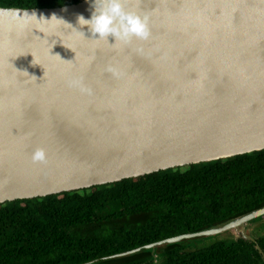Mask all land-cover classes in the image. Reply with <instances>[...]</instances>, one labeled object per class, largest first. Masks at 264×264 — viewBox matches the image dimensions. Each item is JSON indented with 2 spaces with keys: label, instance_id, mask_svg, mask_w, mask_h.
I'll list each match as a JSON object with an SVG mask.
<instances>
[{
  "label": "water",
  "instance_id": "1",
  "mask_svg": "<svg viewBox=\"0 0 264 264\" xmlns=\"http://www.w3.org/2000/svg\"><path fill=\"white\" fill-rule=\"evenodd\" d=\"M127 6L148 13L150 25L148 38L130 45L68 24L80 27L89 0L0 6V203L264 149V0ZM80 77L90 93L69 86ZM36 149L43 161L33 160ZM263 215L264 207L143 247L237 228L256 241L247 224Z\"/></svg>",
  "mask_w": 264,
  "mask_h": 264
},
{
  "label": "trees",
  "instance_id": "2",
  "mask_svg": "<svg viewBox=\"0 0 264 264\" xmlns=\"http://www.w3.org/2000/svg\"><path fill=\"white\" fill-rule=\"evenodd\" d=\"M80 0H0L59 7ZM264 207V149L0 203V264H264V234L146 244L222 226ZM264 215L251 220L256 223ZM202 237V236H201ZM137 247L138 251L112 256ZM111 256V257H110ZM92 261V262H91Z\"/></svg>",
  "mask_w": 264,
  "mask_h": 264
},
{
  "label": "clouds",
  "instance_id": "3",
  "mask_svg": "<svg viewBox=\"0 0 264 264\" xmlns=\"http://www.w3.org/2000/svg\"><path fill=\"white\" fill-rule=\"evenodd\" d=\"M128 3L129 0H89L90 15L85 18L82 14H78L76 17V23L80 27L68 24L82 36H85V32H87L90 37L97 40L105 39L108 42L109 37H112L113 42H109L110 44H115L118 41L122 45H130L133 38L147 39L150 35L149 14L137 12L128 7ZM53 17L61 19L57 18L55 14L51 16V18ZM135 50L143 51L139 46ZM105 70L113 75H119V70L111 64L106 65ZM68 84L70 87H78L83 92H91V89L83 83V77L69 80ZM32 158L43 161L45 158L43 150L36 149Z\"/></svg>",
  "mask_w": 264,
  "mask_h": 264
},
{
  "label": "rangeland",
  "instance_id": "4",
  "mask_svg": "<svg viewBox=\"0 0 264 264\" xmlns=\"http://www.w3.org/2000/svg\"><path fill=\"white\" fill-rule=\"evenodd\" d=\"M247 229L248 232L254 237V235H260L264 234V219H261L257 221L256 223H250L247 224ZM240 234V228L233 229V230H228L220 234L216 235H207V236H202L195 238L193 240L195 245H205L208 244L216 239H231L234 235H239Z\"/></svg>",
  "mask_w": 264,
  "mask_h": 264
}]
</instances>
